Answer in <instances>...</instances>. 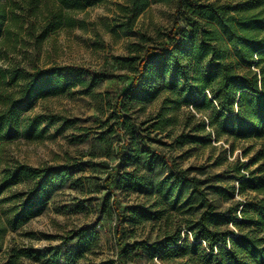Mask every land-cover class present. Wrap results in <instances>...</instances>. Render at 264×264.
<instances>
[{"label": "rangeland", "instance_id": "obj_1", "mask_svg": "<svg viewBox=\"0 0 264 264\" xmlns=\"http://www.w3.org/2000/svg\"><path fill=\"white\" fill-rule=\"evenodd\" d=\"M176 1L152 0L131 30L121 27L124 17L119 5L125 0L98 2L75 12L74 26L65 24L37 42L38 20L47 15L46 4H41L38 15L27 17L22 30L12 28L11 39H2L0 67L4 69L20 68L33 74L50 67L75 66L84 74L81 80L70 78L63 92L37 98L21 109L13 127L0 122V264H116V216L111 210V192L102 181L112 169L121 173L134 169L117 154L124 140L128 149L135 144L151 153L160 151L178 167L190 169V174L208 177L203 185L207 196L216 211L224 212L229 220L220 225L221 230L237 231L238 223L244 230L256 228L258 210L264 204V133L236 142L233 151L230 144L214 140L209 145L177 146L174 139L182 131V119L191 106L177 108L179 122L174 126L164 131L152 126L164 99L172 97V74H156L150 83L160 90L158 97L145 105L131 104L125 113L129 125L117 128L116 98L139 77L135 67L145 48L167 41ZM21 82L19 79L13 87ZM7 101V94L0 89V119L4 117L1 112L10 107L2 106ZM18 165H67L71 171L67 179L51 180L49 200L36 208L30 220L16 225L20 204L35 184L32 178L10 186L2 184L5 172ZM242 180L246 181L244 186ZM260 185L262 188L256 189ZM161 189L116 190L122 211L137 221L125 223L126 241L152 244L180 232L179 243L184 249L179 253H186L171 250L152 257L138 249L131 253L128 264L223 261L224 255L211 252L206 241H196L189 228L202 211L198 203L190 200L193 205H187V191L182 196L174 191L170 196ZM244 210L249 215L246 221H242Z\"/></svg>", "mask_w": 264, "mask_h": 264}, {"label": "trees", "instance_id": "obj_2", "mask_svg": "<svg viewBox=\"0 0 264 264\" xmlns=\"http://www.w3.org/2000/svg\"><path fill=\"white\" fill-rule=\"evenodd\" d=\"M102 1L105 0H0V45L4 37L11 39L12 28L22 30L27 17H36L41 4H46L47 15L38 20L41 24L37 42L65 24L74 26L77 23L73 15L75 12L84 11ZM151 1L125 0L121 3L119 11L124 17L122 29L131 30ZM174 17L172 26L166 32L167 41L145 48L143 58L135 67L139 77L134 78L131 86L116 98L113 109L117 128L129 125V117L125 113L131 104L145 105L158 97L160 90L150 83L156 74L162 77L172 74V97L164 99L162 111L157 114L152 126L156 131L174 126L179 122L175 112L177 108L191 106L192 110L188 109L182 119V131L174 139V144L182 147L188 143L209 145L213 140L224 141L230 144L233 151L236 142L262 136L264 0H177ZM83 74L82 69L75 66L50 67L33 74L20 68L0 67V89L8 98L2 106H10L6 110L9 116L1 112L4 117L0 122L13 127L21 109L37 98L63 92L70 78L81 80ZM19 79L22 82L13 87ZM128 146L129 143L124 140L117 154L126 158L134 169L123 173L120 169H112L102 181L111 192V210L116 216L113 225L114 241L118 247L116 264H128L131 253L138 249L151 253L152 257L171 250L178 254L184 249L179 243L180 232L158 243L126 241L125 223L137 221H131L127 211H122L116 190L143 191L156 187L166 189L170 196L174 191L179 196L187 191V205H193L190 200L198 203L202 211L189 228L194 231L196 241L204 240L211 252L224 255L223 261L218 264H264V204L258 210L255 229L244 230L238 223L237 231L221 230L220 225L229 220L224 212L216 211L207 196L203 185L208 182V177L190 174V169L178 167L160 151L151 153L135 144L132 149ZM70 168L67 165H18L5 172L2 182L5 186L17 184L23 178L35 180L16 213V225L27 222L35 215L36 208L49 200L50 181L67 179ZM240 170L241 165L237 168L238 172ZM244 180L241 181L242 186L246 184ZM257 188L261 189L262 185ZM248 218L244 210L242 221Z\"/></svg>", "mask_w": 264, "mask_h": 264}]
</instances>
